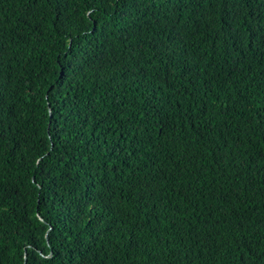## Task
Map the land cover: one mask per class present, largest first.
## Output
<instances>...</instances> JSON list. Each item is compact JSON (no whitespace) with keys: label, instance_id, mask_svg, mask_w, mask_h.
Returning a JSON list of instances; mask_svg holds the SVG:
<instances>
[{"label":"trees","instance_id":"1","mask_svg":"<svg viewBox=\"0 0 264 264\" xmlns=\"http://www.w3.org/2000/svg\"><path fill=\"white\" fill-rule=\"evenodd\" d=\"M0 264H264V0H0Z\"/></svg>","mask_w":264,"mask_h":264}]
</instances>
